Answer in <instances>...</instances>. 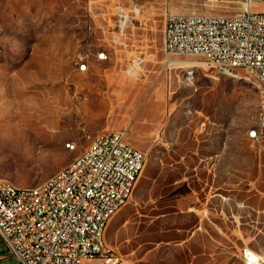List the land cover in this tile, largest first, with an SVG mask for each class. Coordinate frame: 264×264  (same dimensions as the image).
<instances>
[{
    "label": "rangeland",
    "instance_id": "374dc122",
    "mask_svg": "<svg viewBox=\"0 0 264 264\" xmlns=\"http://www.w3.org/2000/svg\"><path fill=\"white\" fill-rule=\"evenodd\" d=\"M119 7L129 17L123 32ZM240 8L239 0H0V180L41 185L91 137L125 129L145 165L105 232L124 261L244 264L245 247L264 257V136L249 137L261 87L199 57L168 59L162 44L167 14ZM100 53L119 67H92ZM79 56L85 72L73 64ZM0 264H21L1 236Z\"/></svg>",
    "mask_w": 264,
    "mask_h": 264
},
{
    "label": "built area",
    "instance_id": "2783aa9c",
    "mask_svg": "<svg viewBox=\"0 0 264 264\" xmlns=\"http://www.w3.org/2000/svg\"><path fill=\"white\" fill-rule=\"evenodd\" d=\"M230 15L167 14L163 28L166 57L194 56L218 73L243 71L260 82L264 94V0H239ZM119 11L121 31L128 15ZM104 54H99V59ZM80 72L81 67L75 60ZM252 139L264 136V114ZM71 148L72 145L68 144ZM145 154L127 141L125 129L98 133L69 165L35 187H6L0 181V236L21 264H128L102 236L112 212L132 195ZM244 264H264L250 248Z\"/></svg>",
    "mask_w": 264,
    "mask_h": 264
},
{
    "label": "bare ground",
    "instance_id": "6f19581e",
    "mask_svg": "<svg viewBox=\"0 0 264 264\" xmlns=\"http://www.w3.org/2000/svg\"><path fill=\"white\" fill-rule=\"evenodd\" d=\"M213 1V0H212ZM169 63H172V62H169ZM77 64L81 65V67H86V64L84 63L82 57H78L77 59ZM259 87L260 86V82H257ZM263 114H264V94L262 93V91L260 92V97H259V102H258V107H257V120H262L263 118ZM252 133H253V130L249 131V137L252 138ZM2 182L5 183L6 187H14L16 185H14L13 183L9 182V181H6V180H0ZM47 181H51V178L48 179ZM137 181H135V183H133L132 185V192H133V189L135 187V184H136ZM126 203H122V206H124ZM118 212L115 211V212H112V217ZM106 227H107V224H102V236H105V231H106Z\"/></svg>",
    "mask_w": 264,
    "mask_h": 264
},
{
    "label": "crops",
    "instance_id": "0c3cea01",
    "mask_svg": "<svg viewBox=\"0 0 264 264\" xmlns=\"http://www.w3.org/2000/svg\"><path fill=\"white\" fill-rule=\"evenodd\" d=\"M81 54V53H79ZM101 54V53H100ZM104 54V58L100 59L101 61H97L95 63V65H93L92 67H119V64L115 63L114 62V59L106 54V53H103ZM78 55V54H77ZM77 55L75 56V59L77 57ZM75 59L73 61V64L75 66ZM87 61V60H86ZM45 63V62H44ZM88 70V61H87V69L86 71ZM85 72V71H84ZM141 151V150H140ZM108 225V224H107ZM107 228V227H106ZM106 232V231H105Z\"/></svg>",
    "mask_w": 264,
    "mask_h": 264
}]
</instances>
